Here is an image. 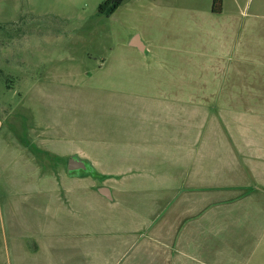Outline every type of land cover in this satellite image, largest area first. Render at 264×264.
I'll use <instances>...</instances> for the list:
<instances>
[{"label":"rangeland","instance_id":"374dc122","mask_svg":"<svg viewBox=\"0 0 264 264\" xmlns=\"http://www.w3.org/2000/svg\"><path fill=\"white\" fill-rule=\"evenodd\" d=\"M103 1L0 0V245L12 227L23 236L30 225L43 239L26 241L36 258L49 256L48 245L55 259L87 264L88 249L76 241L109 243L104 256L119 264L154 254L144 246L158 218L155 181L136 182L123 205L105 199L80 221L65 211L49 217L56 209L51 189L63 196L70 186L82 194L92 183L107 186L91 174L70 177L64 154L80 149L100 172L108 170V156L123 155L126 131L162 128L158 117L169 111L215 112L231 90L234 66L264 67V56L251 54L264 51V0H239L240 9L224 0L237 14L248 3L242 14L249 17L229 29L188 16L190 2L207 11L211 0H125L109 16L99 12ZM135 35L148 52L131 45ZM161 153L156 166L170 173L181 153Z\"/></svg>","mask_w":264,"mask_h":264},{"label":"crops","instance_id":"0c3cea01","mask_svg":"<svg viewBox=\"0 0 264 264\" xmlns=\"http://www.w3.org/2000/svg\"><path fill=\"white\" fill-rule=\"evenodd\" d=\"M234 5L239 9L243 7L239 0H234ZM189 6V17L209 19L212 23L225 24L226 28L242 23L244 16L249 17L248 12L242 14L248 6L247 1L239 14L228 12V3L224 0H211L207 11L199 10V5L192 2ZM221 34L225 38L226 33ZM251 54L264 56V51L255 49ZM234 70L231 90L215 112L209 107L198 113L193 107L183 113L169 111L158 117L162 128L126 131L127 140L121 149L123 155L108 156L105 165L108 170L100 172L95 160L80 149L64 154L69 159L76 156L86 160L105 175V178L94 177L110 187L112 199L102 195L101 186L94 183L89 186L88 194L70 186L68 193L61 196L56 187L49 191L50 199L56 204L49 217L65 211L77 220L83 211L93 212L100 202L106 203L105 199L113 201L110 206L123 205L121 197L137 190L132 185L155 181L157 202L160 200L156 203L155 216L158 218L150 224L153 225L148 234L151 238L144 246L149 250L153 248L154 254L148 258H133L126 264H264V67L250 70L234 66ZM163 151L181 153L174 163L171 161L170 173L156 166V161L163 163ZM145 171L152 174L146 175ZM85 175L88 173H70L75 180ZM52 180L45 179L48 183ZM62 182L68 181L56 180L57 184ZM36 189L43 191L38 186ZM84 205L89 209H84ZM90 218L88 228L92 230L96 226L93 215ZM29 226L24 229L23 236L11 228V239L0 245V263H68L69 260L62 256L53 258L48 245L42 246L48 257H34L26 241L43 239L35 237ZM47 231L51 232L50 225ZM76 242L75 248L88 249L85 255L88 259L84 260L87 264H119L120 260L104 256L109 243ZM72 261L83 263H76V258Z\"/></svg>","mask_w":264,"mask_h":264},{"label":"water","instance_id":"95a60500","mask_svg":"<svg viewBox=\"0 0 264 264\" xmlns=\"http://www.w3.org/2000/svg\"><path fill=\"white\" fill-rule=\"evenodd\" d=\"M131 45L137 47L141 51H145L144 43L142 42L139 35H135L133 39L131 40ZM86 160L78 158L76 156H72L69 160V166L68 170L71 174L76 173V171L86 170ZM89 172V171H88ZM93 176H96V174L91 173ZM99 192L104 195L105 197L112 199V193L109 187L102 186L99 188Z\"/></svg>","mask_w":264,"mask_h":264},{"label":"trees","instance_id":"16d2710c","mask_svg":"<svg viewBox=\"0 0 264 264\" xmlns=\"http://www.w3.org/2000/svg\"><path fill=\"white\" fill-rule=\"evenodd\" d=\"M125 0H105L99 6V12L106 15H112L123 3ZM88 174L94 173L96 177L105 178V175H102L96 169L90 166V171L85 172Z\"/></svg>","mask_w":264,"mask_h":264},{"label":"flooded vegetation","instance_id":"af4514ba","mask_svg":"<svg viewBox=\"0 0 264 264\" xmlns=\"http://www.w3.org/2000/svg\"><path fill=\"white\" fill-rule=\"evenodd\" d=\"M86 165H87V168H86V170H81V171H76V173H85V172H88V171H90V165H89V163H87V161H86Z\"/></svg>","mask_w":264,"mask_h":264}]
</instances>
